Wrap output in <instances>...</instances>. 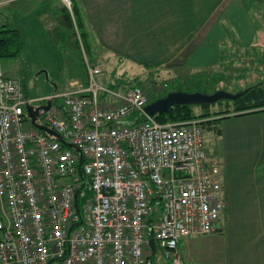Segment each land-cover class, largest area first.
I'll return each instance as SVG.
<instances>
[{"label":"built area","instance_id":"built-area-1","mask_svg":"<svg viewBox=\"0 0 264 264\" xmlns=\"http://www.w3.org/2000/svg\"><path fill=\"white\" fill-rule=\"evenodd\" d=\"M83 55L87 82L40 98L0 67V264H185L179 242L217 232L226 207L205 136L218 116L161 122L143 82H105ZM38 100L50 105L35 121L55 134L33 122Z\"/></svg>","mask_w":264,"mask_h":264},{"label":"crops","instance_id":"crops-1","mask_svg":"<svg viewBox=\"0 0 264 264\" xmlns=\"http://www.w3.org/2000/svg\"><path fill=\"white\" fill-rule=\"evenodd\" d=\"M22 1L10 0L9 11H31ZM166 1L172 0H74L87 39L93 38L89 55L103 59L111 74L177 77L216 68L231 46L264 54V0ZM52 5L40 18L50 15L58 27L70 11L65 4ZM151 11L158 12V20H151ZM165 13L184 19L164 21ZM216 135L220 141L211 149L224 164L223 218L206 239L183 238L181 257L185 264H264V110L222 119Z\"/></svg>","mask_w":264,"mask_h":264},{"label":"rangeland","instance_id":"rangeland-1","mask_svg":"<svg viewBox=\"0 0 264 264\" xmlns=\"http://www.w3.org/2000/svg\"><path fill=\"white\" fill-rule=\"evenodd\" d=\"M22 2L30 5L32 10L23 13L10 12L9 9H12L10 0H0V29H19L23 33V40L25 42L21 52L16 55H0V67L3 73L6 76H14L21 79L23 89L29 98H40L47 94L66 90L73 80H77L83 84L86 83L87 74L83 54L86 53L88 57L92 58L89 55L91 53L89 44L90 42L94 44L93 38L91 37L90 40L86 39V42H84L81 30L75 25V21L73 23L70 22L71 25H69V22L64 20L65 22L63 24L59 23L58 27L51 20L52 16L50 17V15L42 21L40 18L41 10H47L48 6H53L52 4H54V7L57 5L60 8L64 7L62 0H24ZM166 2L173 4L176 0ZM175 10L178 9H174L173 11ZM48 13L51 14V11H48ZM157 13L154 11L150 12L152 14V21L158 20ZM180 19H184V16L175 13H171V15L165 13L163 20L178 22ZM95 60L103 63V59L95 58ZM199 74L203 75L206 83H209L210 79L214 76H217V78L223 77L222 80H218L215 84L216 89L214 91L224 89L235 93L247 88L249 89L251 86L257 87L258 85L264 88V54L259 49L250 46H231L230 48H225V51H223L222 61L219 66L216 68H206L200 72H183L182 75L177 77L156 75L155 72L116 75L111 74L105 66L104 75L101 78L105 82L115 76L120 78L121 76L126 77L132 82L141 81L146 90L150 91L149 95L151 97L153 95L151 91L154 94H159L167 90H154V88H158V82L169 81L172 84L169 87L174 86L176 83L187 87L189 85L188 78ZM200 88L201 91H204L202 87ZM208 90L211 93L214 92L213 90L210 91V88ZM169 91L167 90L166 94ZM43 103L44 100H38L33 105L41 106ZM192 109L197 114L207 111L210 113L222 111V115H227L235 112V104L231 100L222 99L207 106L196 104L192 106ZM216 127L212 128L214 132L207 131L211 127H206L205 131L207 146L212 152L214 149L212 150L211 147H216L217 142L220 141L216 135ZM1 205L0 202V213ZM196 238L206 239V236L200 235ZM180 247L183 249V253L187 254L188 247L185 244H181ZM153 258L156 264H170L169 261L159 257L158 254ZM189 264L196 263L192 262Z\"/></svg>","mask_w":264,"mask_h":264},{"label":"trees","instance_id":"trees-1","mask_svg":"<svg viewBox=\"0 0 264 264\" xmlns=\"http://www.w3.org/2000/svg\"><path fill=\"white\" fill-rule=\"evenodd\" d=\"M71 1H72V6H73V12H74L73 16L75 19V25L78 28H80L83 40L84 42H86L85 40L87 39V33L84 28V23L82 21L81 13L78 9L77 4L74 2V0H71ZM66 19L69 22V25H71L70 22L73 23L70 12L66 15ZM0 33H4V34H0V55L14 56L17 53L21 52V50L24 47L25 42L23 40V33L19 29L4 28V29H0ZM222 79H223L222 76H220L219 78H217V76L216 77L214 76L210 79L209 83H206L204 81L205 79L203 75L199 74L194 77L188 78L189 85H187V87H184L183 84H179V83L178 84L176 83L174 86L169 87L172 84L169 81H167L169 83V86L166 89L170 91L185 90V91L193 92V91H201L200 87H202L204 89L203 92L211 93L209 92L208 88H210V91L212 90L214 91L216 89L215 84L218 82V80H222ZM167 90H165L163 93H160V94H156V93L154 94L151 91V94L153 95L150 97V100L152 101L154 99H157L161 96L166 95ZM231 101H233L235 104V112L233 113L235 115L263 111L264 110V88H262L261 85H258L257 87L251 86L244 95L240 96L236 100H231ZM202 105L207 106L209 104H202ZM192 106L193 105H186V104L175 105L172 108H170L168 111L155 115V117L161 122H165L168 120H186V119H190V118H194L198 116L200 117H207L211 115L218 116L214 119L208 120L205 123L207 124L206 125L207 127H211L212 129L213 127H216L222 119L232 115V114H227V113H226L227 115H222L223 113L222 111L216 112V113H210L207 111L201 114H197V113H194Z\"/></svg>","mask_w":264,"mask_h":264},{"label":"water","instance_id":"water-1","mask_svg":"<svg viewBox=\"0 0 264 264\" xmlns=\"http://www.w3.org/2000/svg\"><path fill=\"white\" fill-rule=\"evenodd\" d=\"M247 90L248 88L235 93L224 89H217L212 93H207L203 91L189 92L185 90H172L169 91L166 95L150 101L145 106V111L150 116H155L160 113L168 111L170 108H172L175 105L211 104L222 99L236 100L240 96L244 95L247 92ZM49 105H50V101H48L46 105H41L36 109H33V106L28 105L27 109L32 117L33 122L38 128L45 130L48 133L55 134V132L49 129L47 126L41 125L35 121L39 113V109L40 108L47 109L49 108ZM149 243L152 249L154 250L155 249L154 238H150Z\"/></svg>","mask_w":264,"mask_h":264},{"label":"bare ground","instance_id":"bare-ground-1","mask_svg":"<svg viewBox=\"0 0 264 264\" xmlns=\"http://www.w3.org/2000/svg\"><path fill=\"white\" fill-rule=\"evenodd\" d=\"M150 101H151V100L149 99V102H150ZM149 102H148V103H149ZM148 103H147V104H148Z\"/></svg>","mask_w":264,"mask_h":264}]
</instances>
